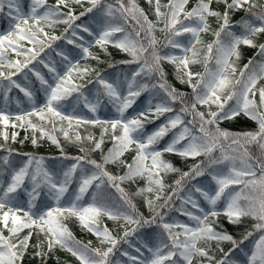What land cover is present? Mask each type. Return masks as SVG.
I'll list each match as a JSON object with an SVG mask.
<instances>
[{
  "label": "snow or ice",
  "instance_id": "obj_1",
  "mask_svg": "<svg viewBox=\"0 0 264 264\" xmlns=\"http://www.w3.org/2000/svg\"><path fill=\"white\" fill-rule=\"evenodd\" d=\"M76 3H81V0H74ZM92 7H89L85 12H81L80 16L85 13H90L94 8L101 6L102 15L105 22L100 26L98 32L93 33L88 25H75L73 22L78 20L80 16H76L69 11L62 13L60 5L68 6V0H56L54 6L46 4V0H32L30 10L28 13L22 11L21 0H0V13L4 12L7 7L6 16L9 18L10 30L6 34H0V67L5 65L9 71L5 73L0 71V90L3 91V98L5 106L0 107V123L8 126L10 121V114L7 113V102L9 101L8 93L13 88L19 89L29 101L33 102L32 112L26 115L36 114L43 121L46 118V113L51 118H58L61 121H68L71 127L72 122L76 124H101L104 127V132L111 128L112 140L114 142L113 149H109L107 155L103 157V164L96 160L87 159L85 157H76V163L71 164L59 175L50 172L47 168L42 166L43 158H36L29 156L19 168L13 167L9 156L12 150L9 149V155L0 159V222L3 228L7 229L8 235L5 236L3 229H0V264H18V261L23 259L24 253L29 246V239L31 232L23 239L19 238V234L23 229H32L34 226L39 227L41 231L45 232L48 238V250L51 251L54 245H59L66 248L73 256H75L80 264H112L110 256L113 254L118 241L111 235L107 227L103 230L99 229L97 219L101 215H106L109 219L123 218L126 224L132 225L130 229H126L123 239L137 232L138 229L145 226L156 224L157 220L163 221L165 212L154 207V200H147L146 203L154 215L151 219H145L142 214L138 213L135 205L132 204L131 199L122 188H120L117 181H124L125 179H133L137 176H144L147 174L149 184L155 185L158 189L155 201L161 200L163 189L165 185L160 178V172H177L179 169L175 168L171 163L164 161L161 157L164 152L175 153L181 157H196L203 154L206 157L205 161L193 165L189 171L182 172L180 178L174 181V186L171 194L164 198V203L159 205V209L172 210L173 198L180 199L181 208L179 209L184 215L195 221V226L188 224L172 222L161 223L158 226L162 228L164 236L168 243H160L153 249L149 248L152 257L148 260L138 259L137 256H130L128 252L122 253L128 256L131 264H178L177 259L181 258L186 264H192L193 256L208 257L209 260L214 257H209L208 251L203 247H198L197 243L200 240H215L217 242L229 241L233 249L239 248L245 240L252 235V231L246 232L243 239L236 240L230 234L223 231H216L210 224L207 223L209 217L216 218L221 214L225 215L229 223H239L242 217H252L256 223L252 225L254 230L264 232V87L258 89L259 103L254 98L256 96V84L261 78H264V66H262L261 73L257 74L251 72L245 75L249 69V64L240 70L239 79L232 80L225 73L230 68L234 74L236 68L229 63V57L235 55L239 57L238 46L241 44L248 46H255L253 40L250 38L258 33H264V12L254 14L256 20L260 21L259 26L245 21L244 28L246 33L244 35H236L229 31V10L242 8L245 4L249 5V10L255 5L250 3V0H223L226 10L223 14L214 11L210 7L211 0H198V3L191 10H186L185 6L188 0H169L165 5L167 11L161 12L160 0H156L155 15L157 22L163 23V27L159 30L165 33L166 44L172 48H182L185 55L177 57L174 55L161 56L155 49L156 40L153 37L149 42V47L146 48L138 39L141 31L151 33L156 24L148 19L142 9H139L133 2L131 6H126L124 0H117L118 7H113L112 4L102 5V0H89ZM151 2V0H149ZM44 8L46 10L41 14L38 10ZM119 12L120 17L127 23L129 20L134 21L135 25L140 30L135 32V38L132 34L126 33L125 28L119 24L112 23L116 18V13ZM63 16L61 21L59 17ZM216 17L222 21L219 29L214 33L216 39L214 44L217 51L221 54L216 59V64L219 69L215 72L206 69L204 74L187 72V79L181 77V83H188L192 88L193 102L190 105H184L180 113L169 118L164 124H161L157 129L151 133H145V122H152L153 119L165 113L173 112L174 109L170 104L175 103L178 99L184 103V93L177 92V90L163 79V71L160 66L161 60H168L174 64H178V68L187 69L190 63H196L197 55L196 46L201 44L200 34L209 31L208 17ZM31 21V23H30ZM63 22L68 25L65 33L71 31V39H68L69 44H76V37L78 30H82L94 37V44L104 48L108 44H113L114 47L129 53L132 61H123V63H139L140 67L137 71L131 74V77H125L126 91L121 90L117 82L102 77L96 73L97 88L94 101H90L88 97L80 93V86L73 84L72 74L78 71L81 75H86L88 69H78V65L74 64L72 60L63 51L58 52L66 63V69L63 75L56 72L54 66L45 63L43 59L39 63L48 68L50 73L55 75L52 82L49 83L40 71L31 69L32 75L40 83V91H43L45 96V103L43 106L37 108L34 103V90L30 86H22L13 77L21 72L23 69H28L32 60H36L40 53L44 51L45 47L51 48L52 43L61 39L62 37L56 35H49L41 27L42 24L53 25ZM35 29V31H33ZM121 33L123 39L116 38V34ZM190 34L188 44H181L177 38ZM226 35L230 38V43L225 46L221 42V36ZM41 36L44 39H41ZM83 40V37H80ZM27 41L29 44L40 45L39 50L35 48H25L22 42ZM47 41V43H46ZM92 46L90 42L87 47L83 44H76V47L81 49L80 55L84 57H91L97 59L90 51ZM149 48L151 51L149 52ZM261 55H264V44L259 45ZM208 53L213 50V44L207 45ZM9 51L15 53L17 56L24 55V62L20 60H12L9 58ZM191 53V59L188 53ZM151 57V62L149 61ZM141 60L143 61L142 63ZM153 73H158L160 80L157 83L149 85L148 83H137V77L142 75L151 76ZM196 77V83H193V78ZM28 77L25 75V80ZM7 81V84H4ZM159 88L165 96V99L153 105L150 99L144 111H140L136 116L131 118L125 116V112L132 107L137 97L142 92L152 91ZM73 92L79 93L78 98H82L85 107L89 108L93 113L97 108L104 103V98L107 103L111 104L116 112L119 114L118 118L111 120L99 119H82L73 115H66L61 110L62 102L65 101ZM230 101H234L230 104ZM197 104L209 106L207 116L204 112L196 110ZM211 105H215L217 111H211ZM191 111L194 120L199 118V133L200 135H193L187 125L182 120V115ZM241 113L256 121L258 124L257 131H249L243 133H231L222 130L219 127V121L230 120L238 117ZM17 121H24L25 115H17ZM51 122V121H50ZM31 124L30 121H28ZM189 123H192L190 121ZM182 126V130L173 136L172 140L162 149L154 150L150 146L155 145L169 131ZM215 125L214 129H209L208 126ZM14 127L16 125H13ZM21 127L23 124L20 125ZM34 129L36 125H31ZM117 130L120 134L117 135ZM41 135H47L53 144L59 147V142L51 133H46L43 128L40 129ZM16 133H12V140L15 141ZM65 138H69L67 131L64 132ZM5 141L8 140V133H3ZM75 139L79 141L81 137L76 135ZM89 140L93 139L91 136ZM182 141L187 143L181 145ZM221 141L229 142L226 151L224 144ZM103 143V133L101 140L95 143V149H100ZM32 144L36 145L37 140L32 139ZM133 145L136 147V156L133 158V164H126L128 172L124 176H113L111 173L104 170V164L109 162L115 163L120 156ZM251 145H256L259 154L253 156L249 151ZM2 147V145H0ZM216 149L220 150V156L213 155ZM63 152V149H61ZM83 151V149H82ZM231 153H236L232 155ZM151 160V165L145 163ZM237 160L242 165L237 168ZM84 162L83 164L81 162ZM252 161V163H249ZM33 165H35L33 167ZM85 165H91L93 171L88 172ZM227 166V171L221 170V166ZM255 165V167H253ZM259 171L260 175L257 176ZM78 173V175H77ZM209 175L211 181L214 182V187L205 189L199 185L192 184L191 187L185 188L186 183H191L198 177ZM7 177V179H5ZM77 180L78 188L73 194L74 199L69 201L68 207H61L60 201L69 192V186L73 180ZM30 181V190L25 188V181ZM107 181L112 187L121 193V199L128 205L131 210L130 214H122L114 212L111 208L98 205L96 203V196L93 195V202L86 207H79L78 202L82 199L85 193L89 191L93 185L96 189H100ZM241 186L237 191L231 186ZM24 189L28 196L27 210L22 206H17L18 190ZM152 192L153 188L141 189L139 192ZM41 192L45 196L56 201V207H49L48 204L41 200ZM138 192V194H139ZM181 192H186L185 196H181ZM198 193L200 197L210 206L208 210L200 206L194 194ZM223 199L225 207L223 211H218L216 205L218 201ZM39 201V203H38ZM186 205H191L192 209H197L200 214L189 210ZM7 209V210H5ZM65 214L75 216L79 219L81 225L87 228L88 231L93 232L98 238H101V244L105 242L109 245L105 250L101 248L91 247V242L85 245L79 241H75L72 246V234L66 226L60 223L59 217ZM11 221V226H9ZM45 226L46 231H45ZM180 229V231H173V229ZM183 237V239H181ZM37 247H40L38 244ZM167 249V251H165ZM140 252L139 248H136ZM223 252V249H220ZM232 249L229 250V253ZM229 253H224L223 257L216 261V264H233L229 261ZM43 252H36L35 255H43ZM247 264H264V235H260L255 242L251 254L247 258Z\"/></svg>",
  "mask_w": 264,
  "mask_h": 264
},
{
  "label": "trees",
  "instance_id": "obj_2",
  "mask_svg": "<svg viewBox=\"0 0 264 264\" xmlns=\"http://www.w3.org/2000/svg\"><path fill=\"white\" fill-rule=\"evenodd\" d=\"M23 2L24 7L22 11L28 13L32 0H23ZM132 2L133 0H124L125 5L129 7ZM168 2L169 0H160L161 12L167 11L165 5H167ZM228 2L231 3V0H228ZM134 3L139 9L143 10L144 14L150 21L156 24V28L151 33L141 31V35L138 38L140 42L148 48L150 40L154 37L156 40L155 49L161 56L174 55L177 57H183L185 55L183 49L168 46L166 44L165 33L159 30L163 27V23L157 22V17L155 15L156 0H151V2H149V0H134ZM197 3L198 0H188L185 9L191 10ZM250 3L255 5L251 8V10H249V5L247 4H245L242 8L229 10V31L235 33L236 35H244L246 33V29L244 28L245 21H249L256 26H259L260 21L256 20L254 14L264 12V0H250ZM46 4L54 6L56 4V0H46ZM107 4H112L113 7H118L117 0H102V5ZM89 7H92L89 0H81V3H76L74 0H68V6L65 7L64 5H60V11L65 14L72 11L74 15L80 16V13L85 12V10ZM210 7L212 10L218 11L221 14H223L226 10L223 0H211ZM44 10L46 9L41 8L38 11L42 14ZM7 11V7H5L4 12L0 13V34H6L9 31V18L6 16ZM101 14V6H98L97 8H94L92 12H86L84 16H80V18L75 20L73 23L75 25H88L83 24L80 19L86 16L91 17L89 19L90 24L88 26L92 31V28H96L100 22L97 19V15ZM59 19L62 21L64 17L61 16ZM111 22L124 27L125 32L132 34L133 38H135V32L140 30L139 27L135 25L134 21L129 20L125 23V21L120 17L119 12L116 13L115 20ZM221 22L222 21L218 20L216 17H208L209 31L200 34L202 43L196 46L198 62L190 63L187 69L182 68V66L178 68V64H174L168 60H161L160 66L163 71V79L168 85L175 88L177 92L185 94L184 103L182 104L178 99L175 103L170 104V106L174 109L173 112L165 113L161 115L159 119H153L152 122H145V133H151L161 124H164L169 118L180 113V110L184 105H190L193 102L192 88L188 83H181V77L186 80V73L189 71L192 73L204 74L206 69L213 72L219 69L220 66L216 64V59L219 58L221 54L217 51L214 44L216 39L214 33L219 29ZM41 27H43L44 31L49 35H56L62 38L51 42V48L45 47L44 51L40 53V56L37 57L36 60L31 61L28 69H23L13 77V79H15L18 83H21L22 86H30L34 90V103L37 108L43 106L45 103V96L43 91L39 90L40 83L36 80L34 75H32L31 69L34 68L36 71H40L41 74L44 75L45 79L51 83L55 74L50 73L48 68H45L43 64L39 63V61L43 59L45 63L50 64V66H54L56 68V72L63 75L66 69V63L63 61L61 56L57 55L58 52L63 51L66 55H68L72 62L78 65V69H88L86 75H81L78 71H74L72 74V82L73 84L80 86V93H82L83 96L88 97L89 100L92 96L95 97V93L99 87L97 83H95L97 72H99L103 78L109 80V82H117L121 90L126 91L125 77L130 78L131 74L137 71L140 67V64L136 62L123 63V61L133 60V57L129 53L114 47L111 43L106 45L104 48H101L99 45L94 44L93 36H90L82 30H78L76 44H83V46L87 47L91 42L92 46L89 48V51L97 57V59L80 55L79 53H81V49L76 47V44H69L67 42L68 39L72 38V29H69L68 33H65V29L68 28V25L63 22L56 23L51 26L42 24ZM33 31H35V29H33ZM123 35L124 34L117 33L116 38L123 39ZM80 37H83V40H81ZM189 38L190 34H184L178 37L177 40L181 44L187 45ZM250 38L253 40L255 46L241 44L238 46L239 57L237 58L235 55L229 57V63L232 67L236 68V72L233 74L229 68L225 75L232 80L239 79L240 70L244 69V66L249 64V61H251V64L249 65V69L245 75L247 76L251 72H255L257 74L261 73L262 66H264V55H261L259 45L264 44V33H258ZM41 39H44V37L41 36ZM221 42L227 46L230 43V38L222 34ZM22 43L25 48H35L37 51L41 47L40 45L29 44L27 41ZM208 44H213V50L210 54L207 50ZM150 51L151 48H149V52ZM188 56L191 59L190 52L188 53ZM9 58L12 60H20L21 63H23L25 56H17L15 53L9 51ZM149 61L151 62L150 56ZM142 62L143 61L141 60L140 63ZM136 65H138V68L134 69ZM0 71L7 73L15 70L9 69L5 65L4 67H0ZM25 75L28 77L27 80H25ZM159 80L160 76L158 73H153L150 77L144 75L137 77L138 84L148 83L151 85L157 83ZM6 82L7 81H4L5 85L7 84ZM192 82L196 83V77L193 78ZM261 87H264V78L257 81L256 96L252 97L250 94V98H254L257 103H259L258 89ZM8 96L9 101L7 102L6 111L8 114H11L12 117L10 118L8 126L0 123V145H2V147H0V159L9 155L8 150L11 149L12 152L9 159L13 167L19 168L22 166L25 162H27L29 156H34L36 158L42 157V166L47 168L50 172L59 175L62 170H65L70 167L71 164L76 163V160L74 159L76 157H85L86 160L92 159L103 164V157L108 154L109 149H113L114 147L110 127L107 132H104L105 126L101 124H76L75 121L72 122L70 127L68 121L51 118L47 113L45 120L41 121L40 117L36 114L26 115L27 113L32 112L33 102L29 101V99L19 91V89L13 88L12 91L8 93ZM78 97L79 93L73 92L71 96L62 102L63 107L61 110L64 114L73 115L87 120L99 119L103 121L118 118L119 114L111 104L107 103L106 98H104V103L101 104V106L97 108V111L93 113L89 108L85 107L83 99ZM150 99L152 100L153 105H155L156 103L164 100L165 96L159 88L152 91L142 92L141 95L136 98L132 107L125 112V116L131 118L136 116L140 111H144ZM229 103L233 104L234 101H230ZM4 106L5 101L3 98V91L0 90V107ZM196 110L204 112L207 116L209 106L197 104ZM210 110L217 111V108L215 105H211ZM17 115H25V120L17 121L15 119ZM182 120L184 121V124L189 127L193 135H200L199 118L197 117L194 120L191 111L183 114ZM28 121H30L31 124H29ZM190 121H192V123H189ZM218 123L222 130H226L231 133L254 132L258 130L257 122L243 115V113H241L238 117L230 120H221ZM21 124H23L22 127L20 126ZM13 125L16 126L14 127ZM31 125H36V128L34 129ZM208 127L211 130L215 128V125ZM41 128H43L46 133H51V135L56 137L59 142V147L56 144H53L47 135H41ZM181 130L182 126L178 125L177 128L169 131L165 137L158 141V143L150 147L154 150H162L172 140L173 136L178 134ZM65 131L68 132L69 138H65ZM4 132L8 133L9 138L7 141L3 138ZM13 132L17 134L15 141L11 138ZM102 133L103 143L101 144V148L95 149V143L101 140ZM116 134H120L119 130H117ZM76 135L81 137L79 141L75 139ZM89 136L93 139L89 140ZM33 138L37 140L36 145L32 144ZM221 142L224 144L225 150L230 151L228 148L229 142ZM185 143H187V141H182L181 145H178V147ZM248 147L254 157L259 154V150L256 145ZM61 149H63V152ZM231 154L235 155L236 153ZM213 155L217 157L220 156V150L216 149ZM135 156L136 147L133 145L129 150L125 151L115 163L109 162L104 164V170L111 173L113 176H124L128 172L126 164L134 165L133 158ZM161 158L164 161L171 163L175 168L179 169L177 172H160V178L163 180L165 185L161 194L163 197L161 200L155 201L158 189L155 185L149 184L147 174L144 176H137L133 179H125L122 182L117 181V183H119L120 188L124 190L128 198L131 199L132 204L135 205L136 211L142 214L145 219H151L154 215V212L149 209L146 201L154 200V207L166 213L163 221L157 220L156 224L140 228L137 232L128 236L126 239H123L125 230L133 227L132 225L126 224L123 218L114 220L109 219L106 215H101L97 219L96 226L101 230L107 227L111 235L118 241L113 254L110 256L112 264H131L128 256L122 255L124 252H128L130 256H137L138 259L141 260L150 259L152 257V253L149 252V248L155 249L160 243H168L167 238L163 234L162 228L158 226L161 223L178 222L188 224L189 226H195V221L190 220L189 217L184 215L179 210L181 208L180 199L176 197L173 198L171 211L168 209H159V205L163 204L164 198L171 194L174 181L180 178L181 173L189 171L193 165L205 161L206 157L203 154L196 157H181L175 153L164 152ZM238 162L239 161L237 160V163ZM81 163L83 164L84 162L82 161ZM145 163L151 165V160L149 159ZM249 163H252V161H249ZM34 166L35 165H33V167ZM85 166L89 173L94 170L91 165ZM253 167H255V165H253ZM221 170L227 171V166H221ZM259 175L260 173L258 171L257 176ZM5 179H7V177H5ZM192 184L199 185L206 190L214 187V182L211 181V177L207 174L196 178V180L191 183H186L185 188L191 187ZM29 187H31L30 181L26 180L25 188L29 189ZM149 187L153 188L152 192H139V190L147 189ZM231 187L239 191L241 186L234 185ZM77 188L78 182L74 179L69 186V192L66 193L60 201V203L65 202L63 203L64 207H68L69 201L74 199L73 194L76 192ZM186 194V192L180 193L181 196H185ZM93 195L96 196V203L98 205L109 207L112 211L120 212L122 214H130L131 212L128 205L121 199V193L117 191L115 187L108 184L107 181L100 189H96L94 185L89 188V191L85 193L82 199L78 202V206L82 207L92 203ZM26 198L27 195L25 190L23 188L18 190L16 197L17 206H22L25 210H27ZM194 198L198 200L200 206L205 208V210L209 209L210 206L203 200L202 197H200L198 193L194 194ZM41 200L46 202L49 207H51V205L55 202V200L46 197L44 192H41ZM185 207L196 212V214H200L197 209H192L191 205H186ZM224 207L225 204L223 199L218 201L216 209L222 212ZM58 219L60 220V223L66 226L71 232L72 241L70 244L72 246L75 245V241H79L85 245L91 242V247H99L102 250L109 247L106 242L101 244V238H98L93 232L84 228L77 217L65 214L63 217H59ZM207 223L210 224L216 231L226 232L227 234L232 235L236 240L243 239V236L248 231H252V235L248 237V239L245 240L244 243L237 249H233V246L229 241L217 242L215 240L202 239L198 241L197 246L205 248L209 253V257H214V259L209 260L208 257L196 255L192 258V264H216V261L220 260L224 253H229L230 249H232V251L229 253V261L233 262V264H247V258L251 254L255 242L259 239L260 235H264V232L254 230L252 228V225L256 223L252 217H242L239 223H229L227 217L221 214L216 218L209 217ZM46 227L47 226H45V231ZM0 229H3L5 236L8 235V231L3 228V224L0 225ZM173 231H180V229H173ZM22 232L23 233L19 234L20 239L27 236L29 232H31L32 235L28 242L29 246L27 251L24 253L23 259L18 261V264H80L79 260L75 256L67 251L66 248H62L59 245H54L52 250L49 251L48 238L45 235V232L41 231L39 227L34 226L32 229H23ZM181 239H183V237H181ZM38 244L40 247H37ZM136 248H139L140 252H137ZM221 248L223 249V252L220 251ZM38 251L43 252L44 254L40 256L35 255ZM165 251H167V249H165ZM174 259H177L178 264H186V262L182 261L181 258L174 257Z\"/></svg>",
  "mask_w": 264,
  "mask_h": 264
},
{
  "label": "rangeland",
  "instance_id": "obj_3",
  "mask_svg": "<svg viewBox=\"0 0 264 264\" xmlns=\"http://www.w3.org/2000/svg\"><path fill=\"white\" fill-rule=\"evenodd\" d=\"M30 23H31V21H30ZM12 117V115H10V118ZM237 166V168H241L242 167V165L239 163V165L237 164L236 165ZM5 210H7V209H5ZM0 225H2V222H0ZM9 226H11V221H9ZM27 228H25V230H26ZM21 233H23V232H21Z\"/></svg>",
  "mask_w": 264,
  "mask_h": 264
}]
</instances>
